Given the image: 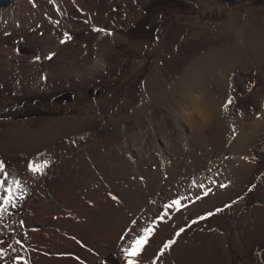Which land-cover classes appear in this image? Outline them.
<instances>
[{"label":"rangeland","instance_id":"obj_1","mask_svg":"<svg viewBox=\"0 0 264 264\" xmlns=\"http://www.w3.org/2000/svg\"><path fill=\"white\" fill-rule=\"evenodd\" d=\"M4 2L8 10L14 7L6 0L0 6ZM79 5L83 15L76 6L53 17L52 24L7 23L0 28V162L23 188V199L0 215V264H60L48 258L74 255L77 264L86 262L72 244L65 252L43 251L46 256L37 251L41 246L31 230L42 224L30 212L41 208L48 213L50 231L58 225L66 239L86 247L77 237L95 225L91 200L105 182L86 184L77 173L110 133L142 120L145 113L178 109L185 96L220 106L229 91L233 101H225L208 125L217 132L222 121L240 115L248 120L259 111L264 0H79ZM47 36L69 42L64 45L61 39L47 53L52 48L44 42ZM99 55L104 59L100 70L81 77L77 69ZM52 101L57 105L50 106ZM252 150L254 168L241 190L176 219L156 244L151 264H160L157 257L166 252L173 264L188 259L206 264L216 235L232 240L250 227L264 209V129ZM29 163L47 166L30 181ZM73 178L82 204L79 229L59 222L76 216L63 196ZM104 178L112 177L105 172ZM157 217L149 220L150 227L158 229L173 218L154 223ZM179 238L184 257L168 248ZM47 240V248L55 243Z\"/></svg>","mask_w":264,"mask_h":264},{"label":"bare ground","instance_id":"obj_2","mask_svg":"<svg viewBox=\"0 0 264 264\" xmlns=\"http://www.w3.org/2000/svg\"><path fill=\"white\" fill-rule=\"evenodd\" d=\"M6 1H11V7H14L8 10L7 2L0 6V28L7 23L52 24L53 17L70 12L76 6L83 15L79 0ZM61 39L64 45L69 42L65 37L47 36L44 42L52 46L46 49L47 53L53 51L54 45L59 46ZM90 60L91 63L87 62L77 69L81 77H90L92 71L100 70L104 63L100 55ZM227 92H224L222 103H218L221 107L225 101H233L232 97H227ZM200 101L199 97L185 96L180 108L145 113L142 120L105 137L98 151L91 156L92 159L84 162L80 175L77 173V178L86 180V184L94 183L97 179L105 182L91 200L92 209L89 208L95 218V225L83 232L85 235L77 237L87 246L81 245V249L72 240L66 239L63 236L65 234L58 231V225L50 231L48 213L45 211L44 214L41 208L35 207L30 213L42 224L41 228L33 227L31 230L37 237L36 245L41 246L36 250L55 254L65 252L63 249L72 244L74 251L85 259L83 264H127L122 249L130 248L133 241L140 238L139 232H143L147 237L146 243L139 255L132 259L135 264H151L156 244L176 219L200 207H212L222 200L227 201L241 190L243 182L249 179L254 168V142L264 129V94L260 97L259 111L253 117L247 120L240 115L222 121L219 132L208 130V125L214 120L216 112L219 114L221 107H209ZM105 172L112 177L109 181L104 178ZM35 178L36 174L28 171L26 179L32 181ZM73 181L74 178L69 180L63 196L74 208L76 216L73 219L68 217L66 221L59 218V222L65 227L79 229L83 224L80 214L82 204L77 198L78 191ZM194 198L198 202L195 205ZM175 201L180 202L179 207ZM175 212L178 213L174 215ZM155 215L158 217L154 223L164 217L173 218L157 229L149 225V220ZM147 228L150 230L148 233L145 232ZM48 230L50 232L45 233ZM47 238L52 239L51 243L55 242L48 248ZM212 242V256L206 264H264V209L254 217L248 229L238 232L232 240L225 239L224 235H216ZM171 247L185 256L180 238L169 244L168 248ZM165 254L157 257L160 264H173L172 254ZM73 257L76 256L59 259L51 256L44 259L56 260L60 264H77ZM188 262L194 264L189 259Z\"/></svg>","mask_w":264,"mask_h":264},{"label":"snow or ice","instance_id":"obj_3","mask_svg":"<svg viewBox=\"0 0 264 264\" xmlns=\"http://www.w3.org/2000/svg\"><path fill=\"white\" fill-rule=\"evenodd\" d=\"M70 39V37H69ZM47 165H37L29 163L28 169L34 175L37 173L42 174L43 168ZM115 198V197H114ZM23 199V188L21 186V181L9 177V174L5 170V167L2 162H0V215H3L8 211L9 208H14L18 201ZM177 207L180 206L179 201L174 202ZM219 211V210H218ZM145 232L148 233L150 230L145 229ZM147 237H140L137 240L133 241L130 248L122 249L127 258V264H135V261L132 257L139 255L141 249L146 243ZM165 247H168L166 244Z\"/></svg>","mask_w":264,"mask_h":264},{"label":"trees","instance_id":"obj_4","mask_svg":"<svg viewBox=\"0 0 264 264\" xmlns=\"http://www.w3.org/2000/svg\"><path fill=\"white\" fill-rule=\"evenodd\" d=\"M221 1V0H220ZM66 97H64V99H65ZM67 98H68V96H67ZM60 102H64V100L62 99V100H60ZM52 105H57V103H54V101H52V103L50 104V106H52Z\"/></svg>","mask_w":264,"mask_h":264}]
</instances>
